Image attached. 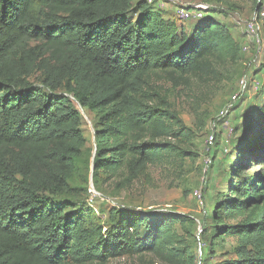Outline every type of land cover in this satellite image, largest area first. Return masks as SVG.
Returning a JSON list of instances; mask_svg holds the SVG:
<instances>
[{
    "label": "trees",
    "instance_id": "trees-1",
    "mask_svg": "<svg viewBox=\"0 0 264 264\" xmlns=\"http://www.w3.org/2000/svg\"><path fill=\"white\" fill-rule=\"evenodd\" d=\"M214 13L185 29L148 0H0V264L144 255L166 264H264V101L251 109L248 91L233 109L241 115L228 140L237 147L231 186L200 216L201 253L178 230L190 223L185 217L125 210L106 231L65 200L87 145L75 104L99 120L95 178L129 185L151 165L187 154L178 141L191 130L152 82L163 77L177 89L231 79L242 48ZM215 135L208 176L219 164ZM228 239L235 258L217 251Z\"/></svg>",
    "mask_w": 264,
    "mask_h": 264
},
{
    "label": "rangeland",
    "instance_id": "rangeland-1",
    "mask_svg": "<svg viewBox=\"0 0 264 264\" xmlns=\"http://www.w3.org/2000/svg\"><path fill=\"white\" fill-rule=\"evenodd\" d=\"M204 1L203 4L216 11L212 17L230 29L233 28L237 40H246V46L250 47V50L244 52L242 47V62L234 70L231 79L222 83L205 84L193 81L190 86L175 89L163 77L153 79L152 83L168 91L170 103L191 130L188 139L178 141L187 154L179 159H167L156 165H151L143 175L129 185L123 183V178H109L106 175L95 178L93 162L96 149L95 133L100 127L99 120L88 108L75 104L82 115L81 131L87 139V145L84 155L76 162L77 168L71 181L75 193L70 198H65L66 201L74 203V208L88 211L92 222L100 225L106 231L119 221V213L125 210L152 212L164 217H185L190 223L185 224V227L181 223L178 224V230L180 234L187 237L188 244L198 253L202 252L198 246L199 233L202 231L200 219L203 214H210L213 211L220 195L225 192L226 187L231 186L228 177L236 169L235 149L237 147L229 149L228 140L231 128L235 125L234 117L241 113L235 109L228 119H220L221 111L224 105L239 93L245 76H248L250 81L251 89L248 96H252L253 101V105L249 107L253 109L264 101V27L259 42L249 38L246 34V25L258 11L262 1ZM161 2L164 4L162 7H158L156 4L159 10L170 14L167 17L174 19H177L175 15L177 6L192 7L201 3L199 0H161ZM194 22L179 21L178 23L179 26L187 29L191 28ZM227 68L231 70V68ZM38 76L34 75L32 81L40 83ZM252 79L260 84L262 94L256 95V91L252 87ZM244 117L239 119L245 121ZM237 128L241 135V127ZM216 132L219 135V159H217L219 164L212 167L208 176V169L217 155L215 149L212 150L216 138H214L213 144H210V136ZM222 150L226 154L225 159L219 155ZM258 171L259 166H255L248 173H257ZM207 179L208 184H206ZM196 191H200L203 196L207 194L208 199L204 206L195 197ZM235 247V241L228 239L224 247H218L217 251L221 254L228 253V258H235L233 254ZM202 256L204 257V254ZM215 262L217 260L213 261V263ZM108 264L166 263L153 255H144L112 259Z\"/></svg>",
    "mask_w": 264,
    "mask_h": 264
},
{
    "label": "built area",
    "instance_id": "built-area-1",
    "mask_svg": "<svg viewBox=\"0 0 264 264\" xmlns=\"http://www.w3.org/2000/svg\"><path fill=\"white\" fill-rule=\"evenodd\" d=\"M262 1V9L260 11H257L256 14L252 17V19L247 23L246 25V34L249 38L256 40L259 42V37L262 32V28L264 25V0ZM149 4L156 5L158 4V7H162L164 4H162L161 0H148ZM210 11V6L205 5L203 3L196 4L192 7H187L184 5H179L176 7L175 15L176 18L180 22H188V21H199L202 20ZM250 50V47L244 46L243 51L248 52ZM253 80L252 87L255 89V91L260 90V84ZM250 81L248 80V77L245 76L241 83V90H239V93H237L232 100L229 103H226L225 107L222 109L220 114V119H224L226 117H229L230 114L233 112L234 104L239 100V98L245 93L249 92L251 87L249 86ZM232 133V131H230ZM216 133H213L210 136L211 142L210 144H213L214 138L216 137ZM195 197L198 199L199 203L204 206L205 200L204 196L200 191L195 192Z\"/></svg>",
    "mask_w": 264,
    "mask_h": 264
},
{
    "label": "crops",
    "instance_id": "crops-1",
    "mask_svg": "<svg viewBox=\"0 0 264 264\" xmlns=\"http://www.w3.org/2000/svg\"><path fill=\"white\" fill-rule=\"evenodd\" d=\"M163 14L166 15V14H168V13L163 12ZM232 29H233V28H231L230 30H231V32L233 33L235 40L238 42V44L241 46V48L244 47V46L246 45V40H244V39H242V40H237V38H236V36H235V33H234V30H232ZM242 54H243V52H242Z\"/></svg>",
    "mask_w": 264,
    "mask_h": 264
}]
</instances>
